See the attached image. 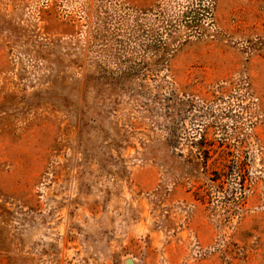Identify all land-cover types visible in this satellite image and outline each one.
<instances>
[{"label": "rangeland", "instance_id": "374dc122", "mask_svg": "<svg viewBox=\"0 0 264 264\" xmlns=\"http://www.w3.org/2000/svg\"><path fill=\"white\" fill-rule=\"evenodd\" d=\"M264 264V0H0V264Z\"/></svg>", "mask_w": 264, "mask_h": 264}, {"label": "water", "instance_id": "95a60500", "mask_svg": "<svg viewBox=\"0 0 264 264\" xmlns=\"http://www.w3.org/2000/svg\"><path fill=\"white\" fill-rule=\"evenodd\" d=\"M125 263H126V264H136V263L134 262L133 258H131V257L127 258V259L125 260Z\"/></svg>", "mask_w": 264, "mask_h": 264}]
</instances>
